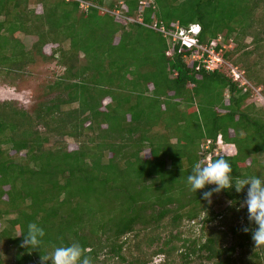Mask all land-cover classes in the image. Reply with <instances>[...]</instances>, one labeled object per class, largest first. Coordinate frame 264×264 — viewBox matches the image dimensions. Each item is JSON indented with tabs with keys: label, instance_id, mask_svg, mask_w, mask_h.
<instances>
[{
	"label": "trees",
	"instance_id": "1",
	"mask_svg": "<svg viewBox=\"0 0 264 264\" xmlns=\"http://www.w3.org/2000/svg\"><path fill=\"white\" fill-rule=\"evenodd\" d=\"M105 3L0 0V75L23 72L37 57L63 68L46 86L54 97L33 112L0 102V264H51L41 257L73 242L93 264H148L157 255L164 257L159 264H176V254L182 264H264V246L255 247L251 232L241 233L228 215H238L234 205L247 186L214 194L231 201L218 218L201 195L215 186L194 194L186 184L192 166L206 164L205 141L219 136L237 152L212 161L227 158L234 177L264 176L257 159L264 109L246 103L251 87L234 81L227 67L207 70L191 59L196 47L170 34L184 30L221 49L255 86L264 85V0ZM18 33L36 40L26 48ZM248 37L254 46L239 55ZM183 220L199 221L201 237L173 233ZM29 223L45 236L28 251L19 235ZM170 228L151 252L141 247Z\"/></svg>",
	"mask_w": 264,
	"mask_h": 264
},
{
	"label": "rangeland",
	"instance_id": "2",
	"mask_svg": "<svg viewBox=\"0 0 264 264\" xmlns=\"http://www.w3.org/2000/svg\"><path fill=\"white\" fill-rule=\"evenodd\" d=\"M110 1L112 0H106V3H105L106 6H108V3ZM29 7L36 9L37 11L39 9L38 5L33 2L30 3ZM105 9L107 10L108 8L105 7ZM112 13L113 12L111 11L110 14ZM113 14L119 17L118 20H120V22L124 21L125 19L124 15L121 14L120 11H114ZM129 20H134V19L130 18ZM16 35L18 36V38H20L24 42L26 48H30L32 42L36 40V37L25 36L23 35V33H18ZM234 35L235 34H233V36ZM233 36L231 37L233 38ZM251 41H252L251 37L246 38L245 43L248 45V48H244L243 50H241L239 55L244 51L252 50L254 45H252ZM230 43H233L231 46L235 45L234 41L233 42L231 41ZM52 47L53 45L50 44V45H46L44 49L47 53H50V51L52 50ZM254 59L258 60V57L253 56L252 60ZM239 70L240 72H242L244 78L248 80L249 84L253 85V86L252 85L249 86L251 87L252 93L250 97L247 99L246 103H253L258 109H261V108L264 109V85L255 86L253 83L254 80L248 77V74L246 75L244 71L245 70L244 67L243 68L241 67ZM62 73H63V68L60 65H58L55 60L53 61L44 60L43 61L42 59L37 57L36 62L32 65L27 66L23 72H20V73L11 72L9 75H6V76L0 75V102L12 101L13 104L16 105L17 107L25 108L27 111L33 112L39 102L41 101L45 102L54 97L55 94L45 92L46 86L50 83H53V81ZM261 73H263V76H264V67L261 68ZM261 73L259 71V74ZM263 76L261 77L259 76V78L261 79L263 78ZM215 93H216V90L214 87H212V94H215ZM205 94H207V92L203 93L202 96H204ZM227 97H228V91L226 92L225 99ZM200 102L205 107L208 104V102H206L203 98H200ZM206 113H208L207 109H206ZM66 141L68 142V146L70 148L74 149L77 147V144L73 142L72 139L67 138ZM223 145L224 147H227L224 151L227 154L232 155L237 152L235 146L233 145L226 146V144H223ZM145 154L149 155L148 149L145 150ZM263 155H264L263 153H259L257 155V159L264 161ZM250 161L251 159L247 160L248 163H250ZM6 198L7 197L4 196V199ZM242 201L239 204H235L236 203L235 201L233 202L235 204L234 211L236 212V214H238L237 216H235L231 211H228L229 218L232 219V222L230 224L234 227L238 226V228L240 229L239 231L241 233L243 232L242 231L243 227L245 226H248L250 228L252 227V225H249V222L247 220V212L242 214L241 210H238L237 208L238 206L240 207V204L242 203ZM230 202L231 201L225 195H222V196L214 195L212 197V203H211L214 214H217L218 218H221V215L219 214H223L225 211H227V207L231 205ZM241 209H246V208H241ZM217 222H218L217 220L213 221V223H217ZM171 229L172 228L163 230V232H160V235H159L160 238L157 241L156 240H154L153 242L143 241V244H141V247L151 252L157 246H160L161 245L160 243H162L165 239L169 237V233H170L169 230ZM176 231H178L183 238L185 237L186 238H200L201 237L199 221L191 222L188 220H183L181 222L180 227L172 230L173 233H175ZM128 237H131V236H128ZM201 239H204V238H201ZM239 240H240L239 238L236 239L237 242ZM178 255L180 256V254H176L175 256L176 264H182V259ZM102 258L104 259L105 257L102 256ZM163 259H164L163 255H157V256H154L151 262L149 263L156 264L155 262H157V264H159L163 261ZM192 264H198V262H193Z\"/></svg>",
	"mask_w": 264,
	"mask_h": 264
},
{
	"label": "clouds",
	"instance_id": "3",
	"mask_svg": "<svg viewBox=\"0 0 264 264\" xmlns=\"http://www.w3.org/2000/svg\"><path fill=\"white\" fill-rule=\"evenodd\" d=\"M232 171V164L223 156L207 164L197 162L187 175L186 184L194 194L198 190L204 189L207 185H214L215 187L208 191H203L201 194L202 199L207 201L209 205L212 203L214 194L229 191L233 188L236 193H241L247 186L246 195L240 204V208L247 209V220L249 225H254V227L245 226L242 231L244 233L251 232L255 247L264 246V176L234 177ZM19 236H23L20 247L28 251L39 249L45 236V230L37 223H29L27 231L22 232ZM41 259L45 262L51 261V264H93L91 257L85 255L84 249L79 242L55 247L51 253L43 258L41 257ZM155 263L157 264V262Z\"/></svg>",
	"mask_w": 264,
	"mask_h": 264
},
{
	"label": "built area",
	"instance_id": "4",
	"mask_svg": "<svg viewBox=\"0 0 264 264\" xmlns=\"http://www.w3.org/2000/svg\"><path fill=\"white\" fill-rule=\"evenodd\" d=\"M192 30L195 31V28L193 27ZM161 31L169 34L168 31H166L164 28H161ZM172 38V41L175 40H182L183 42L192 45L197 48V51L194 52L191 56V59L193 60H199L202 63H204L205 68L207 70H214L218 67H227L229 69V74L232 77V79L236 82H239L241 86H243L245 89L251 86L240 72V70L232 65L230 62H227L223 57L221 53V49L219 51L215 50L214 46H208L204 44H198L194 39H192L189 35L185 33L184 30H180L178 33H170ZM225 48V45L223 46V49ZM169 53V52H168ZM170 54V53H169ZM211 139H207L204 143L203 149L206 153L205 155V162L206 164L212 161L213 156H217L220 154H225L224 152V146L222 145L221 137L219 136L218 140L213 143V148H211L212 144Z\"/></svg>",
	"mask_w": 264,
	"mask_h": 264
}]
</instances>
